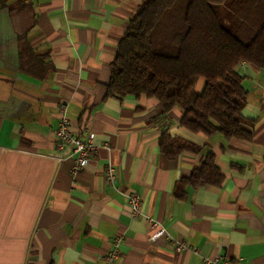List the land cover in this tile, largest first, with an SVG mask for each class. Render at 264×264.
<instances>
[{"label":"crops","instance_id":"obj_1","mask_svg":"<svg viewBox=\"0 0 264 264\" xmlns=\"http://www.w3.org/2000/svg\"><path fill=\"white\" fill-rule=\"evenodd\" d=\"M143 1L0 0V264H106L116 235V264H264V67L236 68L249 140L192 133L180 108L163 113L153 97H106L116 47ZM62 114L97 146L75 174L73 158L56 151ZM165 132L200 152L166 159ZM209 154L223 182L177 199L176 184ZM127 192L141 200L137 218Z\"/></svg>","mask_w":264,"mask_h":264},{"label":"trees","instance_id":"obj_2","mask_svg":"<svg viewBox=\"0 0 264 264\" xmlns=\"http://www.w3.org/2000/svg\"><path fill=\"white\" fill-rule=\"evenodd\" d=\"M242 62L264 67V0H144L116 47L106 97H153L163 113L180 108L179 125L192 133L249 140L241 117L246 91L236 70ZM159 148L168 160L201 150L166 132ZM222 182L209 154L174 195L183 200L188 186Z\"/></svg>","mask_w":264,"mask_h":264},{"label":"built area","instance_id":"obj_3","mask_svg":"<svg viewBox=\"0 0 264 264\" xmlns=\"http://www.w3.org/2000/svg\"><path fill=\"white\" fill-rule=\"evenodd\" d=\"M244 63V62H243ZM242 63V64H243ZM55 142H56V151L59 154H64L73 158V167L72 173L75 174L81 171L88 160L96 153L97 146L93 142V136L90 133L86 135L78 136L71 132L69 128V122L67 117L62 114L61 119L58 123L57 128L55 129ZM103 146H106L105 144ZM105 178L109 187L114 186L115 180V170L108 166L105 170ZM126 204L130 209V214L132 218H137L142 215L141 210V200L137 194L134 192H127L124 194ZM149 225L153 228H157L154 236L160 237L166 235L165 229L160 223L152 220L151 218H146ZM123 243L121 236L116 235L111 239L110 250L107 252L105 260L106 264H116L120 256V246ZM186 249V246L182 243L175 244V250L180 251ZM202 264H231L228 260L224 259L221 256L214 258H209L202 256Z\"/></svg>","mask_w":264,"mask_h":264}]
</instances>
